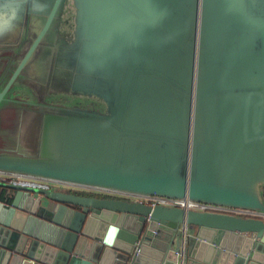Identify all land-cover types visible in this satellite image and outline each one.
Returning <instances> with one entry per match:
<instances>
[{
  "label": "water",
  "instance_id": "1",
  "mask_svg": "<svg viewBox=\"0 0 264 264\" xmlns=\"http://www.w3.org/2000/svg\"><path fill=\"white\" fill-rule=\"evenodd\" d=\"M1 49L0 171L115 197L0 184V264H264V218L124 198L264 213V0H0Z\"/></svg>",
  "mask_w": 264,
  "mask_h": 264
},
{
  "label": "built area",
  "instance_id": "2",
  "mask_svg": "<svg viewBox=\"0 0 264 264\" xmlns=\"http://www.w3.org/2000/svg\"><path fill=\"white\" fill-rule=\"evenodd\" d=\"M0 184L20 186L31 189L52 190V191L55 190L71 191V190H76L75 188H79V189L81 188L75 185H71L59 181L26 176V175H21L6 171H0ZM85 190H90V189H85ZM90 191L98 192V190H90ZM124 197L132 198V200H134L135 202L145 203L152 207H156V206L179 207V208H184L186 210H196L202 212H218V213H225V214H230L244 218H264V213L259 211L225 207V206L196 202L192 200H181V199L167 198L161 196L126 195Z\"/></svg>",
  "mask_w": 264,
  "mask_h": 264
},
{
  "label": "flooded vegetation",
  "instance_id": "3",
  "mask_svg": "<svg viewBox=\"0 0 264 264\" xmlns=\"http://www.w3.org/2000/svg\"><path fill=\"white\" fill-rule=\"evenodd\" d=\"M20 49H21V46L18 48V50H20ZM56 99L57 98L50 97V98H48V101L50 102V100H56ZM31 100H32L31 103L36 104V105L39 104L37 102V100H35V99H31ZM54 104L63 105V106H66V107H75V106H80L82 108L95 107L93 104H88L87 102H74V103H71L68 100H65L61 104H57V103H54ZM32 108L35 109L34 106H32ZM34 117H35V114L33 112H31L22 121H20L19 124L17 122L16 130L11 129L10 131L6 132L9 135V138L12 139L11 140L12 141L11 144L13 143L18 148H21V146H23V145L25 146L26 141L27 142H31L33 137H36L37 129H38V122L36 121V119ZM81 191H84V190H81ZM71 192H73V191H71ZM87 192H89V191H87ZM73 193H76V192L74 191ZM77 194H80V193H77ZM81 195H91V196H98V197H115V194L108 193V192H91L90 194L87 193V194H81ZM124 198H128V197H124ZM128 199L132 200V198H128ZM132 201H134V200H132Z\"/></svg>",
  "mask_w": 264,
  "mask_h": 264
},
{
  "label": "crops",
  "instance_id": "4",
  "mask_svg": "<svg viewBox=\"0 0 264 264\" xmlns=\"http://www.w3.org/2000/svg\"><path fill=\"white\" fill-rule=\"evenodd\" d=\"M8 50H3L1 49V53H0V81L3 79V72H4V65H5V61H4V58L7 57V52ZM5 53V54H4ZM2 191H1V188H0V200H2L4 202V204H2V206L0 207V215L1 213L3 212L1 209H4L6 204H12L13 202V197L15 196V191L13 190H8L6 193L4 194H1ZM40 198V197H39ZM19 204L20 206H23L24 205V201L21 200L19 201ZM36 218V217H35ZM68 220V216H67V213L65 214V217H64V221ZM41 221H44L42 224ZM49 224V222H47ZM33 225H36L38 229H41L43 227H45L46 225V221L45 220H42L41 218L40 219H37V222H33L32 223ZM52 224V223H51ZM54 227H56L54 224H52ZM51 228L50 227V231H51ZM48 230V229H47ZM53 233V232H52Z\"/></svg>",
  "mask_w": 264,
  "mask_h": 264
},
{
  "label": "rangeland",
  "instance_id": "5",
  "mask_svg": "<svg viewBox=\"0 0 264 264\" xmlns=\"http://www.w3.org/2000/svg\"><path fill=\"white\" fill-rule=\"evenodd\" d=\"M16 95V94H15ZM19 95V96H18ZM18 98L17 99H15L16 101L15 102H13V105L15 106V107H19V108H22V107H25V108H28V109H31L32 108V106H29L27 103H31V94H30V92H28V91H26V90H23V89H19V93H18ZM50 102L51 103H57V104H61V103H63L64 102V100L63 99H61V98H57L56 100H50ZM5 117H7V118H11V116H13L14 115V112L13 111H9V112H5ZM3 143V145H5V144H7V145H9V143H8V141L6 140L5 142H2ZM1 147V146H0ZM76 190H85V189H82V188H75ZM87 191H90V190H87ZM90 192H92V191H90ZM99 192V191H98Z\"/></svg>",
  "mask_w": 264,
  "mask_h": 264
},
{
  "label": "trees",
  "instance_id": "6",
  "mask_svg": "<svg viewBox=\"0 0 264 264\" xmlns=\"http://www.w3.org/2000/svg\"><path fill=\"white\" fill-rule=\"evenodd\" d=\"M1 188V187H0ZM1 191H2V193L1 194H4V193H6L7 191H8V189L7 188H4V187H2L1 188ZM71 191H75L76 193H80V194H87V193H91L90 191L89 192H87L86 190H84V191H81V190H71ZM70 191V192H71ZM0 197H2V196H0Z\"/></svg>",
  "mask_w": 264,
  "mask_h": 264
},
{
  "label": "bare ground",
  "instance_id": "7",
  "mask_svg": "<svg viewBox=\"0 0 264 264\" xmlns=\"http://www.w3.org/2000/svg\"><path fill=\"white\" fill-rule=\"evenodd\" d=\"M181 200H184V199H181ZM187 200H189V199H187ZM250 210V209H249ZM260 212V211H259Z\"/></svg>",
  "mask_w": 264,
  "mask_h": 264
}]
</instances>
